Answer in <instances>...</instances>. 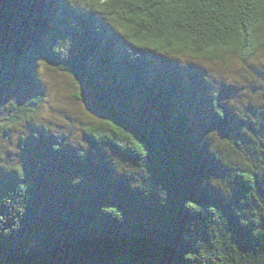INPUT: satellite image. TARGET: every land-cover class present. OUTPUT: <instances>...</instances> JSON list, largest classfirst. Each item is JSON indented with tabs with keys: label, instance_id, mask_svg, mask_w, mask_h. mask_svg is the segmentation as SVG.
I'll list each match as a JSON object with an SVG mask.
<instances>
[{
	"label": "trees",
	"instance_id": "1",
	"mask_svg": "<svg viewBox=\"0 0 264 264\" xmlns=\"http://www.w3.org/2000/svg\"><path fill=\"white\" fill-rule=\"evenodd\" d=\"M262 39L260 5L0 0V97L42 63L99 114L80 124L98 158L62 136L52 166L0 178V264H264V123L232 135L211 98L222 130L195 129L186 93L190 62L247 65Z\"/></svg>",
	"mask_w": 264,
	"mask_h": 264
},
{
	"label": "rangeland",
	"instance_id": "2",
	"mask_svg": "<svg viewBox=\"0 0 264 264\" xmlns=\"http://www.w3.org/2000/svg\"><path fill=\"white\" fill-rule=\"evenodd\" d=\"M162 60L154 58V66L160 68L164 64ZM171 61L182 66L187 63V60ZM189 64L187 71L191 81L186 83V93L189 94L187 98L193 110L195 129L198 122L202 127L207 126L210 132L219 134L217 131L222 130L215 125L216 115L212 108L215 101L211 98H217L218 105L226 108L232 135H236L240 127H243L242 132L249 125L254 127L258 120L264 123V48L247 65L228 57L224 61ZM34 73L37 82L21 84L13 95L0 97V178L8 176L14 169L52 166L49 147L62 136L67 137L73 147L98 158L82 135L80 126L81 122L99 117L90 90L42 63L37 64ZM71 95L82 96L89 104L79 102ZM149 122L159 129L156 117H150ZM111 163L123 176L124 169L132 172L124 162L112 158ZM133 173L134 182L139 180L140 184H147L142 190L151 195V181L145 175H139L138 170L133 169Z\"/></svg>",
	"mask_w": 264,
	"mask_h": 264
},
{
	"label": "snow or ice",
	"instance_id": "3",
	"mask_svg": "<svg viewBox=\"0 0 264 264\" xmlns=\"http://www.w3.org/2000/svg\"><path fill=\"white\" fill-rule=\"evenodd\" d=\"M89 2L92 3L93 0H89ZM153 2L163 3L164 5H168V6H172V7H184L185 6V0H153ZM188 2L195 3V2H197V0H188ZM205 2L224 4L226 6H232V5H260V6H264V0H205Z\"/></svg>",
	"mask_w": 264,
	"mask_h": 264
}]
</instances>
